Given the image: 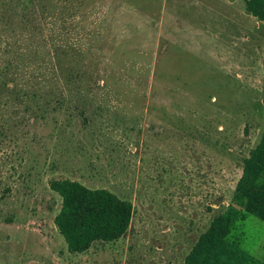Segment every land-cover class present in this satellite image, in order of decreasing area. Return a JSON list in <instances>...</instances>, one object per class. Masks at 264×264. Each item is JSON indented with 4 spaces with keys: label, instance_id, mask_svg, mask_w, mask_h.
I'll return each mask as SVG.
<instances>
[{
    "label": "rangeland",
    "instance_id": "1",
    "mask_svg": "<svg viewBox=\"0 0 264 264\" xmlns=\"http://www.w3.org/2000/svg\"><path fill=\"white\" fill-rule=\"evenodd\" d=\"M5 43L35 77L0 88V264H184L264 131V22L246 0H0ZM63 179L131 202L127 233L71 253ZM230 240L264 262L257 217Z\"/></svg>",
    "mask_w": 264,
    "mask_h": 264
},
{
    "label": "trees",
    "instance_id": "2",
    "mask_svg": "<svg viewBox=\"0 0 264 264\" xmlns=\"http://www.w3.org/2000/svg\"><path fill=\"white\" fill-rule=\"evenodd\" d=\"M246 10L264 22V0H246ZM3 51L10 53L8 44H0ZM5 53L0 54V88L7 87L9 79L14 85L23 80L31 83L35 75L20 72L13 61L6 64ZM51 189L62 200L55 225L71 253H84L95 242L117 241L127 233L134 214L131 202L107 189H91L69 179L53 180ZM247 214L264 222V131L243 161L232 203L199 236L184 264H264L230 240L237 223Z\"/></svg>",
    "mask_w": 264,
    "mask_h": 264
}]
</instances>
